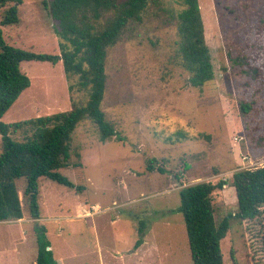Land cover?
<instances>
[{"label": "rangeland", "instance_id": "1", "mask_svg": "<svg viewBox=\"0 0 264 264\" xmlns=\"http://www.w3.org/2000/svg\"><path fill=\"white\" fill-rule=\"evenodd\" d=\"M198 2L214 72L201 88L187 82L189 74L176 56L175 25L168 21L182 8L181 0L151 5L133 37L108 50L101 109L120 140L101 142L96 127L83 120L73 141L82 166L61 171L82 190L39 181L38 222L58 264H192L177 211L179 190L225 180L226 186L212 194L219 222L237 210L232 174L264 165V0ZM18 17V23L0 26L9 45L59 54L60 40L38 1L23 0ZM243 53L259 69L255 76L235 62ZM20 69L30 85L1 118L5 124L67 111L86 99L61 61L22 62ZM178 131L188 139L166 142ZM199 133L209 139H198ZM149 159L164 173L148 172ZM16 186L24 221L0 222V264H34L36 220L22 197L25 180ZM93 206L99 210L91 214H97L84 216ZM139 221L149 248L134 255ZM220 247L223 264H264V206L254 220L231 218Z\"/></svg>", "mask_w": 264, "mask_h": 264}, {"label": "trees", "instance_id": "2", "mask_svg": "<svg viewBox=\"0 0 264 264\" xmlns=\"http://www.w3.org/2000/svg\"><path fill=\"white\" fill-rule=\"evenodd\" d=\"M38 1L53 24L60 42L59 54H37L9 45L0 29V222L24 217L22 200L16 181L23 178L22 197L28 215L39 220V181L48 179L67 188L81 191L61 171L81 167L79 149L73 145L77 126L89 120L97 129L99 140H120L112 123L101 109L106 90V59L110 48L133 37L148 8L159 6L161 0H35ZM23 0H0V26L19 22L18 7ZM182 8L170 13L177 35L176 56L189 74L188 84L201 88L213 80L214 72L209 48L205 42L204 26L198 0H181ZM251 76L258 68L251 56L241 54L234 59ZM38 61L56 64L61 61L67 77L76 76V87L86 95L84 103H73L67 111L5 124L1 118L18 97L29 87L30 80L20 69L22 62ZM248 107L242 105V110ZM166 142L188 137L178 131ZM187 137V138H186ZM209 139L199 133L198 139ZM72 156L75 158L73 162ZM155 159L147 161L148 172L164 170ZM234 188L237 210L219 222L215 220L212 194L226 186L225 180L200 182L179 190L180 205L192 264H223L220 242L225 238L231 218L242 221L259 217L264 206V165L255 169H240L230 178ZM139 238L134 248L142 244L145 225L138 222ZM37 255L35 264H58L50 249L47 230L36 222L33 225Z\"/></svg>", "mask_w": 264, "mask_h": 264}, {"label": "crops", "instance_id": "3", "mask_svg": "<svg viewBox=\"0 0 264 264\" xmlns=\"http://www.w3.org/2000/svg\"><path fill=\"white\" fill-rule=\"evenodd\" d=\"M91 208L92 207H90V209L88 210V212L86 211V215H84V216H86V217H93L92 215H94V214H97L96 212L95 213H92L91 214ZM93 208L95 209V211H98V208H95L94 206H93ZM93 212V211H92ZM100 212V211H99ZM98 212V213H99ZM39 220H41V218L39 219ZM39 220H37L36 222H38ZM22 221H24V219H19V220H14L13 222L14 223H17V224H21V222ZM7 222H12V221H7ZM35 222V223H36ZM115 222V221H114ZM34 223V224H35ZM23 224V223H22ZM145 238H143V242H142V244L141 245H139L137 248H134V255H136V254H138L139 252H143V249L144 248H149V244H148V234L146 235V236H144ZM50 249H51V245H50ZM52 250V249H51ZM53 252V251H52ZM36 259V258H35ZM34 264H35V262H34Z\"/></svg>", "mask_w": 264, "mask_h": 264}, {"label": "built area", "instance_id": "4", "mask_svg": "<svg viewBox=\"0 0 264 264\" xmlns=\"http://www.w3.org/2000/svg\"><path fill=\"white\" fill-rule=\"evenodd\" d=\"M98 210H99V208H98ZM91 211H95V209L92 207V208H91Z\"/></svg>", "mask_w": 264, "mask_h": 264}]
</instances>
